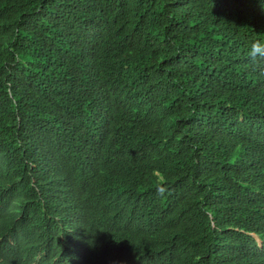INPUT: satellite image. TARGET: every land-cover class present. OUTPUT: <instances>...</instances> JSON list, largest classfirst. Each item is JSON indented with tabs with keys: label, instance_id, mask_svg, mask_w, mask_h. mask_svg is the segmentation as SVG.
Returning <instances> with one entry per match:
<instances>
[{
	"label": "trees",
	"instance_id": "1",
	"mask_svg": "<svg viewBox=\"0 0 264 264\" xmlns=\"http://www.w3.org/2000/svg\"><path fill=\"white\" fill-rule=\"evenodd\" d=\"M264 0H0V264H264Z\"/></svg>",
	"mask_w": 264,
	"mask_h": 264
},
{
	"label": "clouds",
	"instance_id": "2",
	"mask_svg": "<svg viewBox=\"0 0 264 264\" xmlns=\"http://www.w3.org/2000/svg\"><path fill=\"white\" fill-rule=\"evenodd\" d=\"M247 56L253 64L264 62V42L257 41L252 43ZM73 264H76L75 260Z\"/></svg>",
	"mask_w": 264,
	"mask_h": 264
}]
</instances>
